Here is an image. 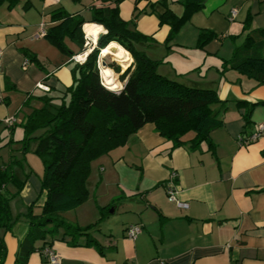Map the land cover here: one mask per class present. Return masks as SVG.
Returning a JSON list of instances; mask_svg holds the SVG:
<instances>
[{
	"label": "crops",
	"instance_id": "1",
	"mask_svg": "<svg viewBox=\"0 0 264 264\" xmlns=\"http://www.w3.org/2000/svg\"><path fill=\"white\" fill-rule=\"evenodd\" d=\"M26 1L19 0V4ZM28 1L32 6L22 8L35 7L36 15H0V122L18 117L24 109L18 101L24 103L29 94L46 97L70 87L74 82L73 65L85 62L95 47L86 34V40L92 42L89 45L86 41L82 51L67 39L76 52L71 57L45 37L34 35L41 27L55 24L51 21L55 9L62 7L71 14L88 16L90 8L101 5V0ZM162 1L122 0L121 17L135 21L138 31L154 37L151 44L139 46L150 58L163 61L158 68L161 74L189 86L218 91L223 103L212 104L211 108L223 124L211 132L215 149H210L206 141L193 148L192 131L182 137L183 144L176 146L159 134L154 123H147L124 145L95 158L87 179L88 199L63 212L62 217L82 227L101 219L93 235L104 253L96 246L72 245V237L60 229L51 245L61 256L60 264H264V135L249 144L239 140L264 123V104L259 103L264 101V84L256 85L233 69L224 74L219 71L251 29L264 27V0H206L168 45L165 42L170 26L160 25L153 12L161 8ZM178 1L168 3L181 15L183 6ZM91 24L100 26L104 30L101 33L107 32L103 25L91 22L85 23L83 30L86 32L88 26V32ZM201 29L218 35L202 48L198 46ZM21 48L36 53L44 68L29 61ZM87 52L85 60H75ZM131 58L133 63L132 55L129 62ZM112 70L121 83L120 91L126 81ZM61 102V98L53 100L57 106ZM255 103L251 123L247 124L245 113ZM43 104L34 98L23 119ZM172 171L178 173V198L188 203L187 208L168 198L166 183ZM29 178L18 195L23 201L11 206L15 224L10 231L0 229L8 248L5 264H14L19 244L29 230L27 217L21 215L42 194L41 182ZM44 201L45 194L37 204L41 207ZM132 224L142 226L136 238L126 233ZM27 264L51 263L42 251H35Z\"/></svg>",
	"mask_w": 264,
	"mask_h": 264
},
{
	"label": "trees",
	"instance_id": "2",
	"mask_svg": "<svg viewBox=\"0 0 264 264\" xmlns=\"http://www.w3.org/2000/svg\"><path fill=\"white\" fill-rule=\"evenodd\" d=\"M101 1V5L90 8L88 16L57 8L51 13V21L55 24L45 28L43 37L71 57L76 52L66 40L76 43L82 51L87 41L83 30L85 23L101 24L107 32L99 38L98 45L85 62H75L72 67L74 82L70 87L46 97L29 94L24 102L29 105L38 98L44 103L22 120L24 136L20 140L23 144L20 150L26 153L33 147L34 152L43 158L45 169L41 190L45 192V201L41 207L36 202L28 207L25 216L29 230L19 244L14 264H27L32 253L51 246L60 229L72 237V245L96 246L104 253L93 235L101 219L82 227L66 220L62 213L88 199L87 179L91 162L124 145L128 137L145 124L154 123L159 134L176 146L183 144L182 137L192 131L195 133L191 140L193 148L206 141L210 149H215L211 132L223 124L211 108L212 104L223 103L218 91L189 86L161 74L158 68L163 61L150 58L139 46L151 44L154 37L138 31L135 21L121 17L122 0ZM205 1L179 0L183 6L181 15L169 6L168 0L160 3L161 8L153 9L160 25L170 26L167 45L193 14L203 8ZM5 3L9 10H13L19 0H0V6ZM31 6L28 0L24 4L27 9ZM217 37L215 32L201 29L198 46L202 48ZM113 41L125 47L134 59L124 71L116 63L110 64L120 73V79L126 81L120 91L112 90L104 83L98 64L100 50ZM21 51L29 61L44 68L36 53L28 48H21ZM229 69L253 79L256 85L264 84V27L251 29L243 44L235 47L232 57L222 62L219 71L224 74ZM12 88L16 89L15 86ZM59 98L62 102L57 106L53 100ZM5 102L9 104L8 100ZM259 103L264 104V101ZM239 104L248 102L239 101ZM256 104L245 113L247 124L251 123ZM16 126L17 121L8 125L10 135ZM23 161L14 153L9 161H4L0 155V229L5 231H10L17 220L12 215L11 201L20 194L27 181L28 175L22 177L18 173ZM39 207L40 211L36 212ZM7 252L4 237H0V264H5Z\"/></svg>",
	"mask_w": 264,
	"mask_h": 264
},
{
	"label": "rangeland",
	"instance_id": "3",
	"mask_svg": "<svg viewBox=\"0 0 264 264\" xmlns=\"http://www.w3.org/2000/svg\"><path fill=\"white\" fill-rule=\"evenodd\" d=\"M22 5L23 4L18 3L15 6L14 10H12L10 12V11H8L7 4L5 3L2 6H0V15H5V16L10 15L11 17H17V16H21V15H29V16L30 15H36V13L34 11L35 7H32L30 10H24L23 9L24 5H23V8H22ZM19 7H21V9L24 10V12H22L21 9L18 10ZM87 27L88 26H86V32L84 30V33L86 34V36H88ZM103 31L104 30H102V31L100 30L99 34ZM90 36L92 37V39L94 41L93 35H90ZM98 38H99V35H98ZM97 40H99V39H97ZM91 42L92 41H88V44L90 45ZM93 43H94L95 47L98 45L97 41L96 42L94 41ZM93 49H90V50L92 51ZM103 50H104V48L102 50H100L99 61H98L101 75H102V66L101 65H102L103 61L106 62L107 67H109V68H110V64L116 63L117 65L120 66L121 71H124L125 69H127L132 63V58L130 59L131 60L130 62H129V60L123 61V58H121V59L117 58L116 56H114L112 54H103ZM128 55L131 57L130 52L128 53ZM125 63L127 64L126 67L123 66ZM117 78L118 77L116 75V79ZM117 81L119 83L117 89H112V90H118L119 88H121V86H120L121 83L119 82L118 79H117ZM14 103H15L16 107L18 106L19 103H21L24 106L23 107L24 109L22 111L21 110L19 111L18 117L11 116V117H16L18 119L17 126L15 127L14 131H12L11 135H10V133H11L10 128L8 127L6 120L4 119L3 121L0 122V146H2V148L0 150V155L2 156L4 161H9L10 155L12 153L16 154L20 158H23L24 159L23 166L18 168V173L20 174V176L26 177L28 175L27 179H30L29 176H33V178H31L32 182L35 181V178L41 182V177L43 176L44 169H45L43 158L40 155H38L36 152H34L33 147H31V149H28V151L26 153H24L23 150L22 151L20 150V148L23 146V144L20 140L24 136V129L21 125V122H22L23 117H24V112L26 110H29L30 104L27 105L25 103H22V99H21V101H18V104L16 103V101L13 102V104ZM11 117H9V118H11ZM12 137L14 139L13 142L11 141ZM43 193L45 194V192H43ZM43 193L41 195H39V199L37 200V202H39V200H41L42 196L44 195ZM20 201H23V198L21 196L20 197L16 196L14 199H12L11 206L12 207H14V205L17 206L18 205L17 203H19ZM28 207H27V209H28ZM21 216H25V214H23Z\"/></svg>",
	"mask_w": 264,
	"mask_h": 264
},
{
	"label": "built area",
	"instance_id": "4",
	"mask_svg": "<svg viewBox=\"0 0 264 264\" xmlns=\"http://www.w3.org/2000/svg\"><path fill=\"white\" fill-rule=\"evenodd\" d=\"M45 33H46L45 28L41 27V29L37 33H35L34 37L35 38L43 37L45 35ZM1 55H2V51L0 50V56ZM75 60H78V58H75ZM5 120H6L8 125H11L17 121V118L11 117V118H6ZM263 135H264V123H261L258 126V130L255 133H253L249 137L241 136L239 138V140H240L241 144H249L250 142L256 141L257 139H259ZM177 177H178V173L176 171H172L170 174V177L168 179V182L166 183L167 195H168V198L171 201L176 202V204L179 207L187 208L188 203H186V202H184L178 198L179 187H178V184L176 182ZM141 231H142V226L140 224H132V225L128 226L126 233H127L128 237L136 238L139 235V233H141ZM42 253L47 257L48 261L51 264H60L61 263L60 254L55 252L51 246L45 247L42 250ZM161 264H166V263L164 261H162Z\"/></svg>",
	"mask_w": 264,
	"mask_h": 264
},
{
	"label": "bare ground",
	"instance_id": "5",
	"mask_svg": "<svg viewBox=\"0 0 264 264\" xmlns=\"http://www.w3.org/2000/svg\"><path fill=\"white\" fill-rule=\"evenodd\" d=\"M101 30V27L96 24H91L88 28V35H93L94 41L96 42L98 39L99 31ZM88 52L79 55L78 59L83 61L85 60ZM103 54H112L116 56L117 58H123L124 61L129 60L128 52L117 42H111L107 47L104 48ZM102 66V78L104 83L110 88V89H117L118 87V81L116 79V74L112 70V68L107 67V65H101Z\"/></svg>",
	"mask_w": 264,
	"mask_h": 264
},
{
	"label": "water",
	"instance_id": "6",
	"mask_svg": "<svg viewBox=\"0 0 264 264\" xmlns=\"http://www.w3.org/2000/svg\"><path fill=\"white\" fill-rule=\"evenodd\" d=\"M103 34H104V33H100L99 38H100ZM99 38H98V39H99ZM102 65H107V64H106L105 61H103Z\"/></svg>",
	"mask_w": 264,
	"mask_h": 264
}]
</instances>
